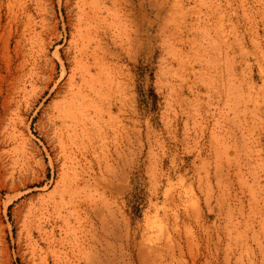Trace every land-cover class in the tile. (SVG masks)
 I'll return each instance as SVG.
<instances>
[{"label": "rangeland", "instance_id": "1", "mask_svg": "<svg viewBox=\"0 0 264 264\" xmlns=\"http://www.w3.org/2000/svg\"><path fill=\"white\" fill-rule=\"evenodd\" d=\"M129 1L92 86L101 0H0V264H264V0Z\"/></svg>", "mask_w": 264, "mask_h": 264}, {"label": "bare ground", "instance_id": "2", "mask_svg": "<svg viewBox=\"0 0 264 264\" xmlns=\"http://www.w3.org/2000/svg\"><path fill=\"white\" fill-rule=\"evenodd\" d=\"M108 1L112 3L111 8H108L105 5L106 2ZM131 9H132V5L129 0H101V3L99 6L96 5L87 12L82 10L83 13L82 15H80L82 25L79 26L80 19L78 18V26L80 28L79 29V32H80L82 28L81 26L84 25L83 29L84 31H86V33L85 32L83 33H85L84 38L86 40L82 37L83 34L81 35L80 33L82 40L84 39L85 42L82 43L81 49H79L80 58L78 60L83 61V59H88V55L93 56L94 67L96 68V76L94 77L90 73L89 68L85 69L86 74L90 76V82L92 86H94L93 83H95L96 81H97V84L101 83L100 80L102 78L104 79V70H110V65H109L110 58L112 59L113 57H116V56L119 57L121 52L129 53L128 50L132 49V46H133L132 42L134 41V38H132L131 36L132 34L130 32L131 31L130 26L133 25L134 16H133V13L131 12ZM104 11L107 12L106 16L103 15ZM173 34L174 33L172 32L170 36H173ZM92 43H94L95 45L93 44L94 48L92 50V53L89 54L88 53L89 47ZM118 48L120 51L117 50ZM58 52L59 50L56 53ZM61 65H62L61 78L63 79L67 75V70H66L64 62L61 61ZM119 72L121 73V71ZM73 76H74V72L72 71L71 75H68V79L71 81L73 79ZM48 78L49 77H47V79ZM84 79L86 80V84L88 85L89 80L87 81L86 78ZM92 90L94 89L92 88ZM101 91L102 89L99 90V92ZM106 91L109 92V89H107ZM95 102L96 101L93 100L92 98L82 95L81 98H77L76 100H71L66 103L68 104V107L66 109L65 116L72 123L71 126H72L73 133L71 135L74 141L77 142L78 140H80V141H87L88 143H91L94 140V136H95L94 129L98 121H94L91 117H89V114L86 112L87 110L90 109V107L98 106ZM65 191H66V188H63L62 192L59 194V197H60L59 200L54 198L53 202L55 206L58 205L59 202L62 200L65 194Z\"/></svg>", "mask_w": 264, "mask_h": 264}]
</instances>
